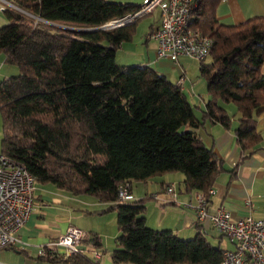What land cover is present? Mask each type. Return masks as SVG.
I'll return each instance as SVG.
<instances>
[{"label":"trees","instance_id":"trees-1","mask_svg":"<svg viewBox=\"0 0 264 264\" xmlns=\"http://www.w3.org/2000/svg\"><path fill=\"white\" fill-rule=\"evenodd\" d=\"M8 1L19 11L6 12L9 24L0 28V55L20 74L0 81L1 153L25 165L38 184L109 203L100 212L118 215L114 264H221L225 250L212 243L208 232L200 227L194 237L183 239L172 230L151 228L146 199L123 202L119 187L128 181L133 190L134 182L147 184L179 172L185 176L184 193H202L209 201L226 166L199 133L208 122L234 130L243 154L240 165L262 149L264 18L225 26L217 17L225 0H196L190 28L213 42L210 57L199 63L208 95L201 107L153 68L117 63L118 51L134 39L147 15L94 31L136 15L140 5ZM231 104L237 108L236 127L226 109ZM236 170L230 171L231 180ZM93 240L101 245L98 235ZM43 259L95 264L84 255Z\"/></svg>","mask_w":264,"mask_h":264},{"label":"crops","instance_id":"crops-1","mask_svg":"<svg viewBox=\"0 0 264 264\" xmlns=\"http://www.w3.org/2000/svg\"><path fill=\"white\" fill-rule=\"evenodd\" d=\"M142 4L143 2L138 5ZM154 13L155 22L150 25L148 31L160 23L159 12ZM217 17L225 26H236L255 18H264V0H225L217 9ZM7 24H9L7 14L0 12V28ZM129 43L133 42L127 44ZM122 50L124 46L119 51ZM116 61L119 63L118 56ZM194 62L196 61L187 58H182L179 63L160 59L156 43L148 41L145 35L143 47L138 53L131 57L129 55L123 57L119 65L149 66L176 85L181 77L185 76L187 82L182 89L189 101L193 105L205 107L208 100L207 84L191 80L187 76V67ZM18 73V68L8 64L5 56L0 55V81ZM261 73L264 75V64ZM226 109L230 115L235 116L233 127H236L238 125L236 107L228 105ZM258 119V129L264 131V113ZM199 133L208 147L214 146L215 152L225 161L226 166V171L219 176L214 186L215 194L209 198L208 212L214 214L218 208L225 206L234 218L249 214L264 218V142L262 149L254 152L240 165L243 154L233 129H226L220 123L208 122ZM236 166L235 178L231 180L233 173L230 171ZM184 178L183 173H169L153 179L155 183L147 184L146 193L141 189L134 190V186L132 191L136 200L146 199L145 217L147 225L151 228L172 230L184 239L195 236L201 227V230L208 232L210 237V232L215 228L208 220L199 222L195 208L198 193L195 191L184 193L181 190ZM172 183L178 186L176 198L167 191ZM150 199L154 201H149ZM108 205L109 203L100 202L93 196L74 195L53 184L37 183L34 210L19 232L17 242L0 249V264H69L63 260H44L38 256V252L48 242L56 240L70 225L86 232V244L89 246L95 244L94 235H98L101 243L98 247L104 251L100 264H114L111 253L117 248L116 238L121 231L115 211L100 212ZM212 238L215 236L210 237L212 243L219 245L223 250L234 247L233 241L220 233L215 239L216 243ZM88 257L91 258L90 255Z\"/></svg>","mask_w":264,"mask_h":264},{"label":"built area","instance_id":"built-area-1","mask_svg":"<svg viewBox=\"0 0 264 264\" xmlns=\"http://www.w3.org/2000/svg\"><path fill=\"white\" fill-rule=\"evenodd\" d=\"M196 7V0H144L139 13L111 22L108 27L131 24L158 11L160 23L147 36L148 41L156 43L158 57L174 63L182 58L200 63L210 57L213 42L190 28ZM10 10L19 11L10 1L0 0V12ZM185 83L186 77L182 76L178 86L183 87ZM36 188L37 181L25 165L0 153V249L17 242L19 232L34 210ZM167 191L176 198L177 184H170ZM213 194L214 188L209 191L210 196ZM119 199L126 203L136 201L131 182L126 181L119 187ZM197 199L195 208L199 222L210 221L220 234L234 243L232 249L225 250L221 264H264V218L252 214L234 218L225 206L210 214L205 195L198 193ZM86 237L83 229L70 225L56 240L41 247L38 256L90 255L95 264H100L103 249L94 243L87 245Z\"/></svg>","mask_w":264,"mask_h":264},{"label":"rangeland","instance_id":"rangeland-1","mask_svg":"<svg viewBox=\"0 0 264 264\" xmlns=\"http://www.w3.org/2000/svg\"><path fill=\"white\" fill-rule=\"evenodd\" d=\"M107 1L113 2V3L116 2V3H135V4H141L143 2V0H107ZM154 22H155V13L153 15L152 14L147 15L144 18H142V20H140V22L138 23L137 34L135 35L134 39L132 40L133 43L132 44L131 43H129V44L125 43L123 45L124 46V50L119 51L118 54H117V56H118V62L119 63H121V59L123 57H128V55H129V57H131V56H133V54H137L138 53V50L141 47H143V39H144L145 35H146V38H147V36L150 33V31H148L149 28H150V25L152 23H154ZM138 47H139V49H138ZM199 65H200L199 62L196 61L191 66H188L187 67V74H188L187 76L191 80H197V81H199L201 83H205V85H206L205 80L203 78H201V76H200V73H199ZM121 66H123V65H121ZM128 66H134V65H128ZM19 74H20V72L18 73V75ZM186 82H187V78H186ZM196 89L198 91V87ZM231 106L236 107L234 104H231ZM2 137H3V122H2L1 115H0V153H1ZM152 182H154V180L153 181H150L147 184H150ZM147 184H145L143 182H134L133 183L134 190L141 189V190H143V193H146L147 191L145 192V190H146V188H148ZM149 198H150V196H149ZM152 200L153 199H150L149 201H152ZM115 215L118 216L117 215V212H115ZM211 236H215V238H212V240L215 241L214 243H216V240L215 239H216V237L219 236L218 231L216 229H212V231L210 232V237ZM184 239H189V238H184Z\"/></svg>","mask_w":264,"mask_h":264},{"label":"water","instance_id":"water-1","mask_svg":"<svg viewBox=\"0 0 264 264\" xmlns=\"http://www.w3.org/2000/svg\"><path fill=\"white\" fill-rule=\"evenodd\" d=\"M133 24V23H131ZM126 25H129V24H126ZM124 25V26H126ZM55 26V25H54ZM58 27V26H57ZM119 27H123V26H117V27H114V28H119ZM62 28V27H61ZM69 30H74V31H93V30H79V29H71V28H68ZM106 29H109L108 25H106L105 27L103 28H99V29H94V31H99V30H106ZM112 29V28H111Z\"/></svg>","mask_w":264,"mask_h":264}]
</instances>
